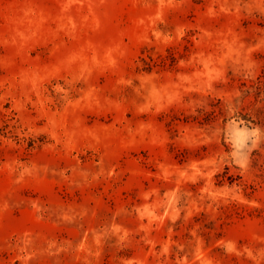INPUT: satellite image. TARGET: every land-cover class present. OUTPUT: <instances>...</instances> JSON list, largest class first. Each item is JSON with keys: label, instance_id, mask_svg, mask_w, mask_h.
<instances>
[{"label": "rangeland", "instance_id": "obj_1", "mask_svg": "<svg viewBox=\"0 0 264 264\" xmlns=\"http://www.w3.org/2000/svg\"><path fill=\"white\" fill-rule=\"evenodd\" d=\"M0 264H264V0H0Z\"/></svg>", "mask_w": 264, "mask_h": 264}]
</instances>
